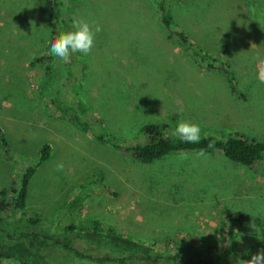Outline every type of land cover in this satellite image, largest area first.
Masks as SVG:
<instances>
[{
  "label": "rangeland",
  "instance_id": "1",
  "mask_svg": "<svg viewBox=\"0 0 264 264\" xmlns=\"http://www.w3.org/2000/svg\"><path fill=\"white\" fill-rule=\"evenodd\" d=\"M252 1L256 6L251 0L164 1L196 48L228 62L242 99L222 72L204 71L170 37L153 0H62L71 22L81 18L102 31L89 55L56 60L62 70L56 99L68 109L80 104L83 122L92 120L96 131L124 144L142 141L145 124L161 123L173 133L181 120L198 124L201 137L264 139V83L256 59L264 58V0ZM52 22L50 0H0V130L9 151L6 156L0 143V192L36 166L43 144L51 147L15 217L40 216L51 230L98 220L141 243L167 245L177 264H237L264 249V163L245 167L220 154H188L142 164L90 137L58 103L49 105L51 94L42 98L45 68L32 62L47 52ZM77 195L81 201L67 211ZM229 212L244 216L232 244ZM253 220L256 232L248 227Z\"/></svg>",
  "mask_w": 264,
  "mask_h": 264
},
{
  "label": "trees",
  "instance_id": "2",
  "mask_svg": "<svg viewBox=\"0 0 264 264\" xmlns=\"http://www.w3.org/2000/svg\"><path fill=\"white\" fill-rule=\"evenodd\" d=\"M165 0H153L158 9L161 25L169 31L170 37L190 52L196 59L200 67L206 72H222L228 88L232 93L240 98L235 78L233 77L227 61H218L219 55L214 52H203L196 48L187 35L178 30ZM249 4L256 6L251 0ZM52 12L53 31L51 40H54L62 31H70L72 22L63 15L62 0H50ZM57 58L50 54V43L46 53L33 59V65H42L45 68L42 86H44L43 99L47 96L53 97L49 105L59 104L61 112L68 114V118L78 124L90 137L97 141L111 145L121 154L129 155L133 160L142 164H152L153 162L173 155L196 154L201 149L206 154H220L231 162L245 167L264 163V139L255 140L248 138L241 133L229 134L219 137L203 136L197 144L185 143L179 137L173 136L161 123H149L141 127L140 131L143 139L134 144H124L111 135L96 131L92 120H81L80 116L86 114V110L73 102L71 108L61 107L63 102L61 97L56 99L54 87L61 79L62 70L57 67ZM58 78V79H57ZM46 90L48 95H46ZM77 105V106H76ZM0 143L5 148L4 154H9L7 143L0 130ZM51 147L43 144L39 149V159L36 166L25 169L19 182L12 183L7 190L0 192V260L15 264H159L165 262L169 264L178 263V255L171 254L167 245L158 247L156 244L141 243L124 232L116 230L114 227H106L98 220L81 222L78 225H64L58 230L43 228L40 216L27 217L21 214L26 207L28 186L37 166L46 162L50 158ZM100 177V175H99ZM100 180V179H99ZM8 192L11 196L8 197ZM81 196L77 195L68 206L67 211H73L77 203L81 201ZM10 213V214H9ZM11 218L7 222L6 218ZM229 222L227 237L229 244L234 241L235 230L238 224L243 223L244 216L227 213ZM85 245L94 246L102 253L100 256L91 254ZM190 264V260L184 261ZM222 264H227L222 262Z\"/></svg>",
  "mask_w": 264,
  "mask_h": 264
},
{
  "label": "clouds",
  "instance_id": "3",
  "mask_svg": "<svg viewBox=\"0 0 264 264\" xmlns=\"http://www.w3.org/2000/svg\"><path fill=\"white\" fill-rule=\"evenodd\" d=\"M100 31L102 28L98 24L90 25L81 18H73L72 30L62 31L50 42V54L62 62H68L71 56L76 53L89 55L94 47L95 36ZM254 47L257 46H251V48ZM256 59L258 62L257 78L264 83V58L257 57ZM172 135L179 137L185 143L197 144L200 142L201 128L198 124L181 120L177 123ZM196 156L205 157L206 153L201 149L196 153ZM184 158H187V155ZM56 169L63 171V164L58 163ZM248 227L255 232L259 230L254 220ZM241 235L239 234V236ZM238 242L242 243V240L239 239ZM237 264H264V249L258 250L257 253L251 255L250 259H238Z\"/></svg>",
  "mask_w": 264,
  "mask_h": 264
}]
</instances>
